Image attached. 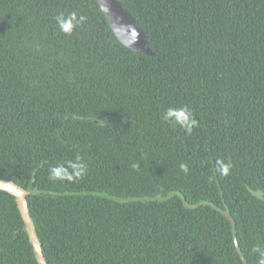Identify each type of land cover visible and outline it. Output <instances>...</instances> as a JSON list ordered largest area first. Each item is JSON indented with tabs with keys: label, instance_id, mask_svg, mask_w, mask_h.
<instances>
[{
	"label": "trees",
	"instance_id": "1",
	"mask_svg": "<svg viewBox=\"0 0 264 264\" xmlns=\"http://www.w3.org/2000/svg\"><path fill=\"white\" fill-rule=\"evenodd\" d=\"M118 1L154 56L96 0H0V180L29 192L47 264H259L264 0ZM185 106L190 134L163 118ZM76 156L82 179H49ZM0 264H38L2 190Z\"/></svg>",
	"mask_w": 264,
	"mask_h": 264
},
{
	"label": "water",
	"instance_id": "2",
	"mask_svg": "<svg viewBox=\"0 0 264 264\" xmlns=\"http://www.w3.org/2000/svg\"><path fill=\"white\" fill-rule=\"evenodd\" d=\"M96 2L99 5L114 36L124 47L147 56H154V53L149 47L145 33L142 31L141 27L132 15L121 6L118 0H96ZM0 190L7 192L15 198L18 210L24 223L25 231L32 245L36 261L38 264H47L43 257L42 248L28 212L26 195L29 192L13 182L4 180H0ZM225 216L234 226V221L231 216L228 213L225 214ZM234 243L238 253L241 255V251L235 237V232ZM243 262L246 264L245 261Z\"/></svg>",
	"mask_w": 264,
	"mask_h": 264
},
{
	"label": "clouds",
	"instance_id": "3",
	"mask_svg": "<svg viewBox=\"0 0 264 264\" xmlns=\"http://www.w3.org/2000/svg\"><path fill=\"white\" fill-rule=\"evenodd\" d=\"M75 18V14H72L69 18H64L63 15L57 18V22L61 30L65 33H71L73 30L72 20ZM83 17H81V20ZM164 120L172 123L173 125H179L184 128L187 133H191L192 129L197 126V121L193 118V114L189 108L182 107L179 109H168L164 114ZM68 169L63 165L52 167L49 169V179L56 180H68L69 182L75 179H82L86 172V165L81 161L79 156H76L74 160L66 161ZM136 165H133L135 167ZM231 165L224 164L221 161L217 162V171L227 175ZM180 168L182 171L187 172V166L181 164ZM254 251L260 255L259 264H264V250L256 247Z\"/></svg>",
	"mask_w": 264,
	"mask_h": 264
}]
</instances>
